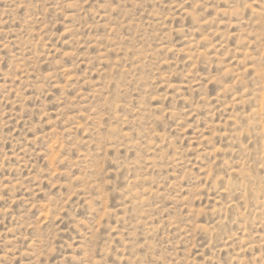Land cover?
I'll list each match as a JSON object with an SVG mask.
<instances>
[{
	"label": "rangeland",
	"instance_id": "374dc122",
	"mask_svg": "<svg viewBox=\"0 0 264 264\" xmlns=\"http://www.w3.org/2000/svg\"><path fill=\"white\" fill-rule=\"evenodd\" d=\"M0 264H264V0H0Z\"/></svg>",
	"mask_w": 264,
	"mask_h": 264
}]
</instances>
